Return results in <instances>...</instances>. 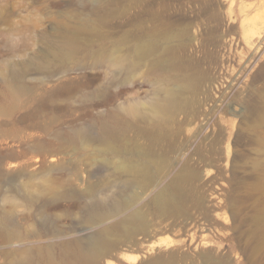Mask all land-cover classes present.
Masks as SVG:
<instances>
[{"label":"rangeland","instance_id":"obj_1","mask_svg":"<svg viewBox=\"0 0 264 264\" xmlns=\"http://www.w3.org/2000/svg\"><path fill=\"white\" fill-rule=\"evenodd\" d=\"M97 7L106 17L102 22ZM79 18L87 23L77 33L72 26ZM185 26L188 33L179 39L184 56L206 76L196 96L201 112L193 119L179 114L167 134L172 150L163 152L159 167L149 168V189L127 184L122 190L118 215L141 207L147 232L137 236L140 246L102 264H140L169 251L197 261L209 254L220 264H264V0H0V191L32 197L25 182L49 173L68 181L55 203L86 205L77 215L38 216L31 228L40 243L62 238L51 235L48 225L88 227L82 237L90 241L117 216L104 195L95 190L87 196L84 188L114 173L120 161H146L147 141L133 131L122 144L75 135L90 130L99 136L103 122L118 130L121 118L109 115L159 92L144 68L114 70L108 57L98 61L97 52L124 49V36L160 47L165 34ZM63 36L75 49L54 57L48 42ZM35 145L48 154L34 152ZM185 163L199 179L190 201L177 207L176 216L164 217L150 198ZM77 175L82 182L71 181ZM48 198L38 201L50 203ZM91 209L102 212L98 219L91 218Z\"/></svg>","mask_w":264,"mask_h":264},{"label":"bare ground","instance_id":"obj_2","mask_svg":"<svg viewBox=\"0 0 264 264\" xmlns=\"http://www.w3.org/2000/svg\"><path fill=\"white\" fill-rule=\"evenodd\" d=\"M101 10V7H97L94 14L98 21L102 22L106 17L100 15ZM86 23L87 19L79 18L74 26L70 25L78 33ZM187 33L188 29L185 26L176 35L165 34L160 47L144 42L139 36L138 38L124 36L121 41L125 45L124 49L112 47V50L106 51L101 48L97 52L98 61L104 62L108 57V64L114 70L134 72L144 68L146 78H152L156 84L154 90L159 91L153 98L143 103L128 104L109 115L114 119L121 118L116 120L122 122L118 124V130H114L108 123L103 122L99 127V136L90 130L75 131V135L86 142L100 143V138H105L110 141L109 143L122 144L124 139L126 141L125 136L129 131L135 132V136L145 138L147 141L144 164L120 161L114 173L100 175L94 184H88L84 188L87 196L98 190L96 194L98 197L104 195L109 202L111 201V209L114 210L112 212H116L112 217L117 216V218L99 228L100 230L89 238L90 241L82 237L88 227L63 229L57 225H48L46 229L51 235L62 238L54 243H40L36 237V228H31L34 227V221L38 219V216L41 217L43 214H52L56 217L65 214L77 215L86 208L80 200L66 207L55 203L58 191L68 181L50 177L49 173H41L37 179L38 182L30 180L25 182L26 190L31 191L32 197L22 196L11 190L0 191V259L3 264H102L105 257H117L122 249L140 246L137 236L146 235L147 232L143 209L137 207L118 215L117 209L121 204L119 197L127 184L138 185L143 190L151 187L152 174L149 168L159 167L164 160L163 152L168 154L172 150V140L167 134H170L173 126L177 124V117L179 114H185L186 119H193L201 112L202 105L196 101V96L206 76L197 65L191 64L184 56L186 45L179 42V39ZM49 41L50 53L54 57H67L75 49V42L67 36H63L59 41ZM11 75L19 77V74L15 72ZM15 85L19 90L24 88L21 84ZM32 150L43 153L44 157L49 152L39 145L32 147ZM4 162L5 156L0 152V179ZM93 176L89 174V178ZM198 179V171L191 170L188 163H185L163 188L152 194L150 199L164 217H174L177 215V207L190 201L191 187ZM71 181L82 182L79 175ZM99 187L102 188L99 189ZM42 195L50 197V203L38 201ZM19 210L21 214L16 216L15 211ZM91 212L92 219H98L102 214V212L93 214L95 212L93 210ZM40 225L44 226V224ZM199 258L200 264H220L209 254L199 255ZM188 260L191 264L200 262L187 254L179 255L169 251L140 264H188Z\"/></svg>","mask_w":264,"mask_h":264}]
</instances>
